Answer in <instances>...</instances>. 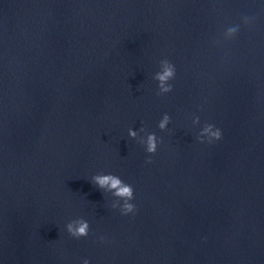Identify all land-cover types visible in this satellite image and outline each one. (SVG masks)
<instances>
[{"label": "water", "instance_id": "1", "mask_svg": "<svg viewBox=\"0 0 264 264\" xmlns=\"http://www.w3.org/2000/svg\"><path fill=\"white\" fill-rule=\"evenodd\" d=\"M86 260L264 264V0H0V264Z\"/></svg>", "mask_w": 264, "mask_h": 264}, {"label": "clouds", "instance_id": "2", "mask_svg": "<svg viewBox=\"0 0 264 264\" xmlns=\"http://www.w3.org/2000/svg\"><path fill=\"white\" fill-rule=\"evenodd\" d=\"M230 31H235V29H232ZM165 67L162 73L157 74L156 79L160 82V87L162 92H168L170 91V87H164V84L167 80L172 78L174 76V70L170 65H167L166 62ZM168 123V117L165 116L163 121L159 124V127L163 129L165 125ZM130 136H135L134 132H129ZM201 135H208L211 139L209 143L212 141H219L221 139V131L216 128L213 130V125L209 124L204 127L203 132ZM156 151V143H155V137L154 135H150L147 140V152L148 153H155ZM151 160L146 161V163H151ZM95 182L100 186H108L109 189L115 190V195L119 196L121 198H124L126 201L131 200L133 198V190L131 186L125 185L122 183V181L116 177L113 176H103V177H96ZM136 208L135 205L130 203H125L123 205V215H128V213H134L135 214ZM68 232L73 235L74 237H84L88 234V225L85 222H80L79 227H77L74 231L71 225L68 226ZM84 264H88V261L86 260Z\"/></svg>", "mask_w": 264, "mask_h": 264}]
</instances>
